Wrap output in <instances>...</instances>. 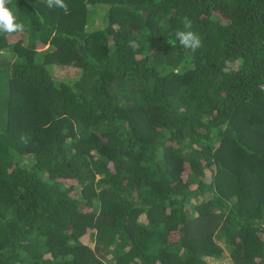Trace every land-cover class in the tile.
Returning a JSON list of instances; mask_svg holds the SVG:
<instances>
[{
    "label": "trees",
    "instance_id": "16d2710c",
    "mask_svg": "<svg viewBox=\"0 0 264 264\" xmlns=\"http://www.w3.org/2000/svg\"><path fill=\"white\" fill-rule=\"evenodd\" d=\"M64 3L6 5L0 264H264V0Z\"/></svg>",
    "mask_w": 264,
    "mask_h": 264
},
{
    "label": "clouds",
    "instance_id": "9594fccd",
    "mask_svg": "<svg viewBox=\"0 0 264 264\" xmlns=\"http://www.w3.org/2000/svg\"><path fill=\"white\" fill-rule=\"evenodd\" d=\"M11 0H0V32L7 34H14L24 31L25 24L23 22H18L17 17L13 14L8 7ZM47 6L49 8L57 7L64 10L65 14L68 13V6L64 3V0H47ZM192 22L185 18L184 28L191 29ZM175 38L179 41V44L192 52H195L198 48L202 46L201 39L193 31L178 30L175 32ZM175 41L168 40V43L173 44ZM130 46L133 49L138 48L135 42H130ZM24 138L22 137V140ZM208 263L210 261H216L213 259H207Z\"/></svg>",
    "mask_w": 264,
    "mask_h": 264
},
{
    "label": "rangeland",
    "instance_id": "374dc122",
    "mask_svg": "<svg viewBox=\"0 0 264 264\" xmlns=\"http://www.w3.org/2000/svg\"><path fill=\"white\" fill-rule=\"evenodd\" d=\"M55 72H56V75L62 79L70 78L74 74V70L69 69V68H63V69L57 68ZM210 264H230V263H229V259L227 258V255L225 254V258L221 260L210 261Z\"/></svg>",
    "mask_w": 264,
    "mask_h": 264
}]
</instances>
